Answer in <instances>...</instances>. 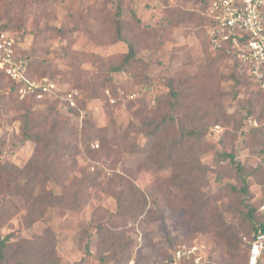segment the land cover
Instances as JSON below:
<instances>
[{"label": "rangeland", "instance_id": "obj_1", "mask_svg": "<svg viewBox=\"0 0 264 264\" xmlns=\"http://www.w3.org/2000/svg\"><path fill=\"white\" fill-rule=\"evenodd\" d=\"M207 4L0 0L33 75L80 93L75 109L21 102L0 74L6 264H165L183 244L246 264L264 94L209 45Z\"/></svg>", "mask_w": 264, "mask_h": 264}, {"label": "built area", "instance_id": "obj_2", "mask_svg": "<svg viewBox=\"0 0 264 264\" xmlns=\"http://www.w3.org/2000/svg\"><path fill=\"white\" fill-rule=\"evenodd\" d=\"M206 17L211 22L206 34L211 48L244 65L264 94V0H208ZM0 70L18 85L22 100L56 97L68 109L78 107V90H59L49 78L28 76V61L16 50L14 36L5 31H0ZM259 211L264 214V203ZM5 239L6 236L0 233V241ZM247 244V264H263L264 227L255 231ZM165 264L214 263L197 244H183Z\"/></svg>", "mask_w": 264, "mask_h": 264}, {"label": "trees", "instance_id": "obj_3", "mask_svg": "<svg viewBox=\"0 0 264 264\" xmlns=\"http://www.w3.org/2000/svg\"><path fill=\"white\" fill-rule=\"evenodd\" d=\"M122 13H123V10H121V7L119 5V14H118V20H117L118 24H121L122 23V20H121ZM206 22H207V25H206V30H207L208 27L210 26V23H211L210 20L207 17H206ZM121 28H122V24L118 28L120 34L122 33V31H121L122 29ZM0 31L9 32V33H11L14 36V39H15V48H16V50L18 52H20L23 55V48H22L21 42H20L19 38L16 36V34L14 33V31L11 30V28L8 27L7 25L6 26L0 25ZM217 53H219L220 55L224 56L225 58H228V59L233 60L231 57H229L228 55H226L223 52H219L218 51ZM133 54H134V48L131 46L130 47V56L133 57ZM23 57L28 61V76L29 77L34 78V79L49 78L48 76H40V77H37V76L33 75V73H32V67H33L32 62L30 61V59L27 56L23 55ZM233 64L235 66H238L240 68H243L244 72L249 76V78L251 79V81L257 87V85L255 84V82L251 78V76H250V74L248 72V69L244 65H242L241 63H239L237 61H234ZM0 74L4 75L7 78V80L9 81V83H10V92L12 93V96H14L17 100H21V102L22 101L24 102L25 100H22L20 98V96H19V93H18V85L13 80H11L6 75V73L3 70H0ZM257 89H258V87H257ZM33 100L38 101V102H44V101H46L48 99H45V100H36V99H33ZM157 129H160V127H157ZM194 132H197V131L196 130L195 131H187V132H183V134H184V136H188V135H192ZM230 158L233 161L235 159V157H234L233 154L230 155ZM237 168H238V171H243L244 170V166L241 163H237ZM243 184H244V186L242 188V193L245 195V199H249V185L247 184L246 178L243 179ZM262 203H264V197H263V200L261 201V203L257 206V208H255L253 206H250V204L245 205V207L247 208V210L245 212V217H246L247 220L250 221V224L252 226V234L255 231H257L260 227H264V214H262L259 211V207H260V205ZM7 243H8V236H6V239L4 241H0V264H6L5 249H6L7 245H8ZM177 248H175L171 252L170 257L172 256V254L174 253V251ZM248 252H249V245L247 244V258H248ZM247 258H246V264H247ZM263 264H264V262H263Z\"/></svg>", "mask_w": 264, "mask_h": 264}]
</instances>
